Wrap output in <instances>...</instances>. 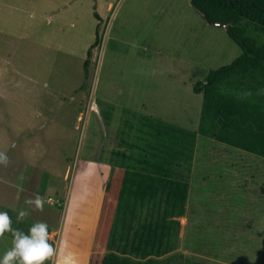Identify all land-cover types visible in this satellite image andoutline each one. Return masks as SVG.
I'll return each mask as SVG.
<instances>
[{
  "label": "rangeland",
  "instance_id": "374dc122",
  "mask_svg": "<svg viewBox=\"0 0 264 264\" xmlns=\"http://www.w3.org/2000/svg\"><path fill=\"white\" fill-rule=\"evenodd\" d=\"M241 55L192 0H0V151L10 158L0 165V207L60 231L45 264L84 256L99 167H115L125 123L148 115L198 132L204 97L194 85ZM217 150L204 151L208 162ZM205 168L181 169L193 190L169 264H264V212L259 226L239 227L205 197ZM36 197L42 209L25 202ZM11 246L0 235V254Z\"/></svg>",
  "mask_w": 264,
  "mask_h": 264
},
{
  "label": "trees",
  "instance_id": "16d2710c",
  "mask_svg": "<svg viewBox=\"0 0 264 264\" xmlns=\"http://www.w3.org/2000/svg\"><path fill=\"white\" fill-rule=\"evenodd\" d=\"M192 4L208 23L227 30L242 55L194 85V92L204 97L198 132L148 115H135L134 121L125 123L90 264H157L155 257L173 251L176 245L171 239L187 218L193 190L181 169L194 162L206 167L205 197L224 207L234 223L250 229L262 219L264 0H192ZM99 43L98 37L89 53ZM89 63L88 59L86 69ZM216 149L222 153L219 159L208 162L204 151ZM0 210L9 213L12 227L25 232L37 222L27 216L18 222L17 212ZM3 235L12 238L9 232ZM131 239L135 252L129 250Z\"/></svg>",
  "mask_w": 264,
  "mask_h": 264
},
{
  "label": "clouds",
  "instance_id": "9594fccd",
  "mask_svg": "<svg viewBox=\"0 0 264 264\" xmlns=\"http://www.w3.org/2000/svg\"><path fill=\"white\" fill-rule=\"evenodd\" d=\"M9 155L0 151V165L9 163ZM27 204L42 209L43 201L40 197L29 198ZM27 213L23 210L16 215L18 222L23 221ZM13 221L7 211L0 210V235L9 232L12 246L0 254V264H45L54 254V245L49 242V228L47 223L37 221L31 224L27 232L12 227Z\"/></svg>",
  "mask_w": 264,
  "mask_h": 264
},
{
  "label": "crops",
  "instance_id": "0c3cea01",
  "mask_svg": "<svg viewBox=\"0 0 264 264\" xmlns=\"http://www.w3.org/2000/svg\"><path fill=\"white\" fill-rule=\"evenodd\" d=\"M99 170L101 172V176L103 179V187L101 190L100 201H99V204L97 206V212H96V218H95L96 221H95L93 235H92V237H90V240H85L86 234L81 235L82 238L80 240V244L82 245V247H84V250L86 249L85 252L82 254L84 256L82 258H80V256L76 257L75 255H73V257L66 259L67 264H79L80 261H82V260H83V264H90V262H91V258H92L93 252H94L95 243H96V239H97V232H98L99 221H100V216H101V211H102V205H103V201H104L105 189H106L107 184L109 183V180H110L109 176L111 173V171H108V169L103 167V166H100ZM175 219L181 221L180 218H175ZM58 233L60 235V231H58ZM133 234H134V231H132V235L130 238H133ZM59 235L57 236V238H55L54 233L52 232V229H51V233L49 234V236H50V241H52L54 243V248L58 245ZM128 243H129V250L133 251L132 245L134 244V240L131 239L130 242H128ZM119 246H121V245L119 244ZM143 248H146V246H144ZM143 248H142V250H143ZM55 251H56V249H55ZM138 251L142 252L141 250H138ZM133 252H135V251H133ZM176 253H177V248L174 249L173 251L163 255L162 257H155V259L157 260L156 263L157 264H169L170 262H173V256H171V255H175ZM160 259H165L166 262L163 263L162 261H160ZM175 260H176V258H175Z\"/></svg>",
  "mask_w": 264,
  "mask_h": 264
}]
</instances>
